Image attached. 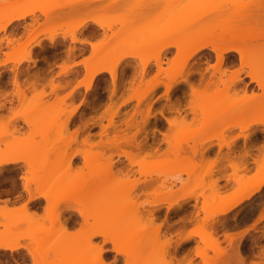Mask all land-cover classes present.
Returning a JSON list of instances; mask_svg holds the SVG:
<instances>
[{
  "label": "rangeland",
  "instance_id": "1",
  "mask_svg": "<svg viewBox=\"0 0 264 264\" xmlns=\"http://www.w3.org/2000/svg\"><path fill=\"white\" fill-rule=\"evenodd\" d=\"M68 1L69 0H0V26L10 14L15 12L22 13L25 11L31 12L33 10L38 21V25L34 26L32 30L29 27L30 24H32V17L27 16L21 20L19 24L14 26V30H12L13 33L0 37V54L3 55L2 60H0V66L3 65L1 62L6 58L9 59V57L10 60L6 61L4 65L9 64L16 70L22 63L26 62L27 64H31L30 61L22 60L18 62V58H13L19 53V50L23 46L27 48L31 46L29 48H31L32 58L36 53L37 48L43 51L49 46V49L53 50L52 52L54 53L55 51L65 48V45H56L53 47L50 44H44L43 40L49 41L47 37H50L51 35H54V40H56L57 38L62 37V34H66L67 37H65V39L71 41L68 37L71 33H74L78 38L79 32L83 29H74L76 24H78L83 18H86V24L88 22L93 23L95 20H104L102 23L106 25L111 24L110 21L113 23L111 24V28H109L110 30H103L93 23L101 30V41L105 39V37L109 39L112 34L116 33L115 37L109 39V42L106 43L107 45H105L104 48L102 47L103 50L107 52L109 51L107 54L108 56L103 59L104 65L112 64L122 52H129L132 56L139 52H142V54L137 57H126L132 59V61L124 62L123 59L115 64L116 66L114 69L117 75V79L115 78L117 80L116 82H120L119 84L117 83L118 86L120 84L123 86L121 85L122 87L120 86L117 88L118 91L113 95L112 100L110 99V96H112L110 94L112 90L111 79H109L110 77L108 74H101L94 78L88 90H85L83 85H77L78 82H76L72 88L67 90L68 92H65L66 90H62L61 88L56 90L55 95L58 97L71 94L64 102L54 99L55 96L53 92H51L52 88L49 86L48 81L46 82L47 84L44 82L41 85H34L25 82L20 86L17 82L16 84L13 83L12 96L15 98L16 103L14 106L12 103L10 104L13 108L11 114L3 121L0 120V158L7 159L9 156L10 158H12V156H17L26 159V161H18L23 162L26 167L20 178L22 188L27 194L28 199L29 196L36 195L38 198L44 200L45 205L41 215L37 213L40 204H34L31 206L27 205L25 209H23L21 205L11 209L5 208L0 211V241L13 237L15 242L26 245L30 250H34L33 252L35 253L36 259L34 260L28 251L26 255L23 253H13V255L2 254L0 255V264H28V258L31 259L32 264H94V257L97 256L99 248L103 250L102 257L107 264H203L201 258L195 256L194 250L196 248H205V245L200 239L202 237L204 240L206 237L205 235H202L201 237L195 235L190 236L188 241L185 242L186 244H183V247L185 248L191 247L189 252L181 258L178 257L179 253L177 252L175 255L176 258L173 259L170 257V260L168 254L163 252L164 250L162 249L165 241V238L163 237L164 230L161 228V231H158L155 223L147 222L145 209L159 208V216L157 220H155L156 223H160L164 218H167L166 220L170 223V217H180L185 214L182 221L188 222V225L183 230L182 236L197 232L194 221H200L203 217V214L200 211V203H202V199L199 196L200 194L206 195L207 197L215 195V191H217L221 196H229L227 199L220 201L223 205L225 203L227 204V202H231L232 199L234 200L236 194H239L244 190H249L253 186L257 174L249 177L244 173H235L237 177L234 181L237 185V189L231 195L222 194L218 190L216 180L213 178V167L210 163H197L193 159V156L199 151V148L204 145L206 140L203 137H197V140L194 139V141H187V139L191 137L189 136L190 134H178L177 132L188 126L183 122L184 125L180 123V120L182 121V119L177 114L170 115L169 118L166 119L167 130L162 135L160 144L152 143L155 140L154 137L156 134L153 130L154 134L149 135L148 133V138L146 137L148 144L151 147L147 146L146 149L144 146L142 149L141 136L144 133L143 131L158 128L156 115L158 112H164L165 106L171 105L170 100L174 93L189 90L188 87L180 85L183 78H185V75H187L185 74V71L187 73L190 70L194 71L196 69L203 74L204 78L201 76L200 78L198 74H192V76H190V80L192 79L194 84L197 82L199 83V80L200 84L212 81V84L214 82L217 86V91H215V88L213 87V89L209 87L206 88V90L203 88L204 85H201L198 88V92H196L199 93L200 98H204L201 102H197V100L195 101V95L197 94L192 93L191 90L189 91V97L186 99L187 102L185 105L189 107L193 113L200 112L201 126H199V128H202L203 122L207 123L210 121L209 123L212 127L216 125L217 122L213 115L215 113L211 114L213 118L210 117L213 120L206 119V114L211 110L228 109L230 111L226 114H230L235 112L236 107L243 105L241 99L229 97V91L238 89L235 84L232 86L229 83V80H235L237 78L235 77V71L241 69V73H238L236 76L247 73L251 74L250 77L253 80L260 79L261 81H264V24L260 23L258 27L256 26L246 29V32L249 33L247 39L252 38L247 42V45L261 47L257 50V54L256 52L253 53L254 55L250 54L251 56L253 55V57L249 56L247 61L249 62L247 63L248 65L245 63L243 66L240 65L239 56L237 54H234L233 52L224 54L223 57L226 59L228 67L226 69L225 66H223V69L225 70V73H222L223 75L212 70L211 66L215 64L216 56L210 51L209 52L215 56L214 62L212 56L208 54L202 55L199 52L197 54L199 55V58L190 64L191 58L188 61V65H186L187 67L185 66L181 71H179V66L177 64L179 58L176 60L173 59L175 54L169 59L166 55H161V67L163 70H166L164 74H159L157 77L154 76L156 73V67H150L151 64L154 63V60H151L148 63L146 74L144 75L141 74V64L143 59L156 53L158 47L164 42H171V40H173L172 38L174 37H169L165 40L162 39L165 36H169L174 29V26L178 24L177 18L181 15L178 14L179 12L181 13V10H179L181 7L183 8L182 12L186 9L188 10L189 15L185 14L186 17L189 16V18H186L187 21L192 22V20L194 21L198 16L206 14L203 15L201 19L205 17L203 20L207 21L211 18L210 22L212 23L213 19L215 24L217 22L216 20H220L224 14L242 15L254 11L256 8V2L248 3L250 0H243L245 3H241L243 1L240 2L239 0H193L196 2H194L195 5H192L193 7L191 9V6L187 8L186 4L192 0H168L169 3L167 4H164L166 3L164 0H113L114 3L112 5H110L109 0H89L87 4L91 5V7H97L98 9L103 8L93 11L92 13H89L87 9L85 10L86 12H83L82 14H75L71 21H58L56 24L46 23V18L42 12H52L53 9H57V5L58 7L62 4L64 6ZM129 4L133 6V9L135 8V11L132 10V8H130L131 10L128 8ZM172 6H177V8L175 7L177 11L163 14L165 9ZM174 12H176V14ZM130 14H151V18L148 19V27H135L130 22L129 24H126L128 19L126 18V20L124 18L127 16L129 17ZM208 16L209 18H207ZM209 24L210 23L206 24V26ZM214 24L210 25L211 28L208 30L215 29L216 34H219L221 31L219 37L220 39L224 38L226 36L224 28H214ZM73 25L75 27H73ZM235 25L242 26L243 21H240ZM85 26L83 28H85ZM212 26L214 27L212 28ZM198 27V30L201 29V32H205L207 28H209L202 26ZM198 27H195L194 25L190 29L195 30ZM190 29H188L187 33L191 31ZM32 33H37L38 36L35 40H32L29 43L28 40ZM218 38L215 42H218ZM8 39L11 42L13 41V43L7 44ZM35 41L39 42L40 45L37 46L33 44ZM3 46L6 47V50L4 51ZM230 46H235V43H231ZM68 48L74 49L72 46H69ZM207 50L208 49H205V51ZM110 51L112 52L110 53ZM44 54L48 56L51 54V51ZM236 57L238 58L236 59ZM230 69L231 72H229ZM122 72L123 74L121 75ZM232 72L234 76L232 75ZM50 75L51 72L46 73L45 77ZM60 75H62V73L59 72L57 78H55V80L54 78H51L49 82L52 81V84L61 87V82L56 81ZM75 75L80 76L82 75V72L77 71ZM233 77H235V79ZM84 78L85 67L83 68V75L79 79V82L83 81ZM119 78H121V81L124 84ZM218 79H221L225 83L228 81V83H226V91H223L226 87L223 85V82H220ZM158 81L165 83L171 81V83L174 84V87L176 86L168 92L167 99L164 86L159 85L154 90H149V87L153 86V84ZM174 81L178 82V84L175 85ZM46 88H49V93L46 91ZM257 89L261 94L263 93L261 88L258 87ZM82 91L83 94L78 104L75 94L76 92ZM106 92L108 94L107 104L100 107L99 114L94 120L91 116L94 114L96 115V113H92L90 108L95 102L102 103L105 101L106 99L103 96ZM131 95H145L146 98L140 103H137L136 100H131L122 104L123 99ZM87 102H89V104ZM235 102L236 104L234 105L233 103ZM146 104H149L150 111L155 114V117L148 120L147 126L145 127L146 130H143L145 128L142 125V116ZM75 106H77L76 109H74ZM244 106H246L247 109H254L255 107H264V103L262 104L260 101H255L254 103H246ZM108 107L111 108L112 112L113 110H117L118 112V115L113 119V125H108L106 119L108 113L106 114L105 110H107ZM71 111L74 112V117L69 122L68 127H66L63 121ZM123 112L125 113L122 114ZM80 116L83 117L81 118ZM100 116L104 117L101 123L99 122ZM130 118L131 121L129 123L126 122L130 120ZM174 120L177 121L176 124L168 123V121L172 122ZM12 122H22L26 124L28 131L24 132L18 127H14L13 130L9 131L7 130V126L3 125ZM90 123H97L100 126L99 134L97 136L92 135L93 130L88 129ZM122 124H124L125 127H122ZM102 126H105V128H103L104 130H101ZM159 128L162 131V126ZM150 136L152 139L149 138ZM113 137L118 142L117 148H112V146H110V143L113 142ZM166 138H168L169 143H167ZM84 139H87L93 145H97H85L83 144ZM107 141H109L108 143L110 145H107ZM129 142L139 143L140 148L130 146ZM163 144L166 146L165 150H162ZM9 146L22 147L23 150L17 155V152L19 151H9ZM122 151L133 154L138 164L130 166L127 157L121 153ZM83 152H88L87 157L90 163L88 166H86L82 157ZM144 152L150 154L145 156ZM94 153H100L102 157L101 155H97L96 158V154ZM69 160L71 164L70 168L68 166ZM111 160L113 163V172L115 170H120L121 174H126H124V176L120 174V176L119 172L117 173L118 178L124 182L121 187L120 195L116 198L117 200L119 199V204H122V208L127 207V202L130 198L129 185L132 180H136V189L134 190V193L137 194L136 203L143 202L145 199L148 201L160 200V202L151 206L147 204L140 206L137 205L133 211H122L123 213L118 211L116 213H111V216L104 218L103 215L106 213V209H109V204L110 206H115V208L118 207V205L116 207V204L114 205L112 201H110L112 204L109 202V200L112 199L109 196V199L106 200L107 202L104 201L108 185H111L114 183L113 181L117 180H112L109 176L103 175L96 178L90 185L84 187L83 178L84 173L86 174L87 179L93 177L94 173L103 168V166H105L104 164H107L108 161ZM125 177L128 178V181H126L127 178ZM152 190L155 192L154 195L145 196V192L148 193ZM188 191L194 192L192 197L186 199L183 198L182 195ZM42 195H47L51 199L50 200L46 197L50 202H48L47 199L40 197ZM54 200L58 201L55 202ZM258 200L259 199H256L246 206L244 209L245 212H248ZM184 202L185 206L179 212L173 213V209H170V211L166 210V206L168 205H174L175 203L182 204ZM217 202L218 200H214V203ZM111 209L114 208L111 207ZM6 210H12L10 215L11 221L7 216L3 217ZM77 210L85 212L86 216L81 217ZM30 213H34L36 217H27ZM261 214L264 215V211ZM251 217L253 218V216ZM229 219V217L220 215L218 220H222L224 223ZM259 221L257 220L253 222L252 225V228L256 231L260 230L259 226L261 224L258 223ZM63 224L66 226V229L69 230V233L62 237L64 239L63 244L59 247L53 246L52 244L54 241L58 239L56 233ZM242 225L243 224H239L238 226L240 227ZM104 226H110L109 234L118 235L115 237V244L117 245L116 248L118 249V252L113 250L114 245L110 242L103 243L102 237L94 236L89 241H85L86 237L92 232L98 231ZM221 226L222 225L219 227ZM236 227L233 228L234 231L239 228ZM228 233V236L231 235L232 237L231 242L227 239V242L222 243L217 235L220 247L228 254L236 251V247L239 249L241 242L248 241L247 244L252 245V237H257L258 235L254 234L247 238L238 239L233 234L232 230H229ZM262 235H264V232ZM258 239L256 241L257 243ZM177 240L178 238L172 234L171 243L175 244ZM37 241H42L41 247H37ZM238 243L240 244L239 246H237ZM179 249L180 248H178V251ZM204 251L210 257L215 256V252L211 251L210 248L205 249ZM262 257H264V255ZM185 260L188 262H185ZM169 261H171V263ZM262 262H264V258L261 259V263ZM238 263L233 261L231 264ZM242 264H244V260Z\"/></svg>",
  "mask_w": 264,
  "mask_h": 264
},
{
  "label": "bare ground",
  "instance_id": "2",
  "mask_svg": "<svg viewBox=\"0 0 264 264\" xmlns=\"http://www.w3.org/2000/svg\"><path fill=\"white\" fill-rule=\"evenodd\" d=\"M88 1L89 0H71V1L69 0L67 3H65L64 6H63V4L61 6H59V7L57 5V9H53L52 12L44 11L42 13H43V15L46 18L45 19L46 23H51V24L55 23L56 24L58 21H60V22H62L64 20H70L71 21V19L74 18L75 14H82L83 12H86L85 10H87V9H88L87 11L89 13H92L93 11H97V10H100V9L103 8L102 7V8H99L98 9L97 7H91V5H88L87 4ZM109 1H110V5H112L114 3L113 0H109ZM165 1H166V3H164V4L169 3L168 0H164V2ZM177 1H181V0H177ZM192 1H190L189 3L186 4L187 5L186 6L187 8H189L191 6V9H192V7H193L192 5H195L194 2H196V1H193V2ZM239 1L241 2L243 0H239ZM251 2H256V8L254 9V11L249 12L248 14H242V15H237V14L236 15L235 14H232V15H230V14H224L221 17L220 20H216L217 22L215 24H214L215 21H213V19H212V23L210 22L211 21V18L209 20L206 19L207 21H204L203 20L205 17H203L201 19V17L203 15H206V14H203L202 16H198L194 21L192 20V22L187 21L186 18L187 17L189 18V16L186 17L185 14H188L189 15L188 10L186 9L185 10L186 12L184 11L185 12L184 13V12H182L183 11L182 10L183 8L181 7V9H179V10H181V13L180 12L178 13V14H181V15H179V17L178 16H175V17H178L177 18L178 19V21H177L178 24L176 23L177 25L174 26V29L172 30V32H171V34L169 36H165L162 39V40H165L166 38H169V37L172 38V37H174V38H172L173 40H171V42H164L161 46L158 47V50L156 51V53H154L153 55H150V56L146 57L145 59H143V62L141 64V74L142 75L146 74V69L148 67L147 65H148V63L151 60H154V65L156 67V73L154 74V76L157 77L159 74H162V73L164 74L166 69L163 70V68L161 67L162 60L160 58H161L162 52H165L170 47H174L176 49L175 57L173 59L176 60V59L179 58L178 59L179 61L177 63L178 66H179V71H181L183 68H185L186 65H188V61L191 58H193L195 55H197L199 52H201L202 50H205V49H209L210 52H212V53L215 54V56H216V62H215L214 65L211 66V68H212V70L214 72H218L220 74L225 73V70L223 69V66L226 64V59L223 57L224 54H228V53H232V52L234 54H237L239 56L240 65H242V66L245 65V63L246 64L249 63L247 61L249 59L248 57L251 56L250 54H253L255 52L257 54V50H259L261 47L260 46H254V45L253 46H251V45L248 46L247 45L248 44L247 42L249 40H251L252 38L251 39H247V35L249 33L246 32V29L247 28H253V27H256V26L258 27V25L260 23L261 24H264L263 23L264 22V0H250V1H248V3H251ZM241 3H245V2L243 1ZM108 6H106V7H108ZM129 6H128L129 9L132 8V10L135 11V8L133 9V6H131V4H129ZM175 7L177 8V6H172V7H169L167 9H165L163 11V14H167L168 12H171V11L172 12L173 11H177L175 9ZM132 13H134V12H132ZM174 13L176 14V12H174ZM85 14H87V13H85ZM183 14H184L185 17L183 16ZM150 15L149 14H130L129 17L127 16L124 19H126V18L128 19V22L126 24H129V22H130L135 27H139V28L140 27L141 28L144 27V28H146L149 25L148 19L151 18ZM27 16H31L32 17V19H31L32 20V24H30L29 27L33 30L34 26L38 25V21H37V18L35 16L33 10L31 12L30 11H25V12H22V13L15 12V13L10 14V16L0 26V30L1 31H5L13 22L19 21V20H23ZM207 18H209V16ZM173 19H175V18H173ZM173 19H171V20H173ZM85 21H86V18H83L82 20H80V22L78 24H76V27L73 25V27H75L74 30H80L81 28L83 29V27L86 24ZM103 21L104 20H95V21H93V23H95L96 25H98V27H100L103 30L104 29L110 30L109 28H111V24H113V23L110 21L111 24L106 25V24H103L102 23ZM113 21H115V20H113ZM240 21H243V25L242 26L235 25L236 23H238ZM170 22H172V21H170ZM207 22L210 23L208 26H206V24H208ZM201 23H203V24H201ZM213 24L215 25V27L212 26V28L213 27L214 28L221 27L220 29L224 28V30L226 31L225 32L226 33V36L224 38L220 39V37H219L221 35L220 34L221 31H220V33H219L220 35H219V34H216L215 33L216 32L215 29L208 30V29L211 28L210 25H213ZM194 25H195V27L202 26V27H205V28L206 27H209V28H207L208 31L206 30L205 32H201L200 31L201 29L198 30L199 27L196 28L195 30H193V29L191 30L190 28L193 27ZM188 29H190L191 31L187 33ZM34 34L32 33L30 35L29 38L31 40L30 39L28 40L29 43L32 40H35L37 38V36H38L37 33L35 35ZM115 35H116V33L115 34H112L109 39H112L113 37H115ZM61 36H62L63 39L65 37H67L66 34H62ZM68 37L71 39L72 42L79 41V39L75 36L74 33L69 34ZM47 38L49 39V41H50V43H51V45L53 47L57 45L55 43V40H54V35H51L50 37H47ZM217 38H218V42H215V40H217ZM253 38H257V37H253ZM109 39H107L105 37V39L102 40L103 42L100 40L101 42L99 41V43L90 44V46H91L90 56L87 57V58H85L81 62L84 65V67H85V78H84L83 81H80V82L78 81V84L77 85H83L84 88H85V90H88L90 88L91 83H92V81H93L94 78H96L97 76H99L101 74H108L109 77H110L109 79H111L112 90H111V93L110 94L112 96H110L111 97L110 99L112 100L113 95H115L116 91H118L117 88H119L122 85V84H120L118 86V84L120 82L119 83L116 82L117 81L116 80L117 79L116 78L117 75H116L115 69H114L115 66H116L115 64H117L118 62L122 61L126 57H130L132 55L129 52H122L114 60V62L112 64H106V65H104L103 64V59H104V57L106 58V56H108L107 54L109 53V51L107 52V51L103 50L102 47L104 48V46L107 45L106 43L109 42ZM83 42H84V40H83ZM11 43H13V41L11 42L8 39L7 40V44H11ZM231 43H235V46H230ZM33 44H35L37 46L40 45L39 42H36V41ZM29 47H31V46H29ZM29 47L28 48L27 47H24V46L21 47V49L19 50V53L17 55H15L13 58H15V57L18 58V62L19 61H22V60H27V61H31L32 63H35L34 59H32V57H31V48H29ZM75 52L76 51L73 48L66 49V52H65L66 53L65 55H67L66 58L67 59H70V58L75 57L76 56L75 55ZM111 52L112 51H110V53ZM141 54H142V52H139V53L133 55L132 57H137V56H140ZM253 55L251 57H253ZM56 57H58V56H55V58ZM9 60H10V57H9V59L6 58L5 60H3V64L6 61H9ZM63 63H65V62H63ZM63 63H62V66L60 67L61 68V70H60L61 73H63V74H74V71L71 69V67H72L73 64L71 66H69V65L66 66ZM76 64H78V63L75 62L74 65H76ZM225 67H228V66L225 65ZM134 69H135V67H134ZM195 70L194 71L190 70L187 73L185 71V74H187V75H185V78H183L182 85L183 86H189V87H191L190 90L192 91V93L197 94V95H195V98H196L195 101L197 100V102H201V101L204 100V98H200L199 93H196V92H198V88L201 85H204V87H203L204 89L209 88V87L210 88L213 87V88H215L214 90L217 91L216 90L217 89V86L214 84V82L212 84V81L211 82L208 81L207 83L205 82L204 84H202V83L200 84V80H199V83L197 82V83L194 84L192 82V79L190 80V76L192 74H198L199 77L201 76V77L204 78L203 74L199 70L198 71L197 70L195 71ZM240 71H241V69L240 70H236L235 71L236 75L238 73L240 74L241 73ZM122 74H123V72L121 73V75ZM232 75L234 76L233 72H232ZM236 75H235V77H239V76H236ZM247 75H249V77H250L251 74H247ZM235 77H233V78L235 79ZM119 79L121 81V78H119ZM236 79L238 81V78H236ZM236 79L235 80H232V81L229 80V83L233 86L236 83ZM218 80H220V82L222 81L221 79H218ZM251 80H253V79L251 78ZM254 81L256 82L257 86L263 90L262 91L263 93L261 95H259V100H263V98H264V81H261L260 79L259 80H257V79L255 80L254 79ZM174 82H175V85L178 84V82H176V81H174ZM13 83L16 84L15 81ZM226 83H228V81ZM226 83L223 82V85L226 87L225 90L223 89V91H226V89H227ZM48 84L52 88L51 89L52 90L51 92H53V94L55 96L54 97L55 100L57 99L59 101L64 102L65 99L66 98H69V96L71 95V94H66L65 96L58 97L57 95H55V91L58 90V89H60L61 87H59L58 85L52 84V81L51 82H48ZM159 85L164 86L165 92H166L165 93L166 94V99L168 98V96H167L168 92L171 91L173 88L176 87V86L174 87V84H172L171 81L170 82H166V83L165 82L158 81L155 84H153V86H150L149 87V90L150 91L151 90H154ZM252 94L253 93H251V95L249 97L250 99L248 98L249 100L252 99L251 96H253V98H257V97H255L256 95L254 96ZM145 98H146L145 95H139V96L138 95H134V96L131 95V96L123 99L122 104L123 103H126V102H129L131 100H133V101L136 100L137 103H140ZM246 99H247V97H246ZM87 103L89 104V102H87ZM233 104L235 105L236 102L233 103ZM76 108H77V106L74 107V109H76ZM259 109H261V110L264 111V107L263 106L259 107ZM250 110H252V111L254 110L255 111V109H253V108L252 109L250 108ZM110 111H111V108L110 107H108L107 110H105V113L106 114L108 113L106 119L108 121V125H113L112 124L113 119H114V117L116 115H118V112H117V110L116 111L113 110V112L112 111L110 112ZM229 111L230 110H228V109H213V110H211L210 112H208L206 114V119L213 120V119H211V118H213V116H211L212 113L226 114V113H229ZM137 112H135V113H137ZM138 113H140V112H138ZM73 117H74V112L73 111H71L65 117L63 123L65 124L66 127H68L69 122L72 120ZM153 117H155V114L154 113H151L149 104H146L145 111H144L143 116H142V118H143L142 119V125H143L144 128L147 126L148 120L150 118H153ZM103 118H104L103 116H100L99 117V120H100L99 122L100 123H101V121H102ZM84 119L86 120L85 117H84ZM87 120H88V118H87ZM24 121L27 122L26 120H24ZM130 121H131V118H130V120H128L126 122L129 123ZM215 121H217V120H215ZM209 122H207V123L203 122L202 128H199V127H194V128L185 127L183 130H181V131H179L177 133L178 134H180V133H182V134H190L189 136H191L190 137L191 139L188 138L187 141L188 140H193L194 141V139H196L197 137H200L199 135L202 134V137H203L204 134L210 132V129H211L212 126H210V123ZM253 122L254 123H258V124L259 123L264 124V118L258 119V120L255 119ZM168 123L169 124H176L177 121L176 120H174L172 122L171 121H168ZM180 123L183 124L181 120H180ZM215 127H217V126L214 125V127H212V128H215ZM103 128H105V126H102L101 127V130ZM143 130H146V128L143 129ZM148 131H143L145 133V134L143 133L144 134L143 135L144 138L148 136V133H149V135H153L155 133V132L153 133V130H148ZM137 132H139V131H137ZM149 138H151V136ZM112 140H113V142L110 143L111 145L108 143L111 140L107 141L108 144L107 143L106 144L112 146V148L113 147L114 148H117L118 147L117 140L114 137H113ZM202 140H203V138H202ZM166 141H167V143H169L168 142L169 141L168 138H166ZM144 142H145V139H144L143 143ZM132 143H134V144H132ZM83 144L90 145V146L93 145L87 139H84L83 140ZM129 144H130V146H132L134 148L140 146L139 143H136V142H129ZM198 144H199V142H198ZM96 145L97 144H94L93 146H96ZM100 145H102V144H100ZM141 145H142V143H141ZM145 145H142L141 148L143 149V147ZM146 146L149 147L150 145L147 144ZM194 146H195V144H194ZM8 148H10V149H8ZM8 148H6V149H8L9 151H11V150H13V151L14 150L19 151V152H17L18 153L17 155H19V153H21V151L23 150L22 147H14V146L12 147V146H9ZM260 148L262 149V151L260 150L259 152H261V155L264 156V152H263V150H264L263 148L264 147L261 146ZM87 153L88 152H83L82 153V157H83V159L85 161L86 166H88V164L90 165L89 160H88V157H87L88 156ZM96 153H98V152H96ZM96 153H94V154H96ZM121 153L124 156L127 157L130 166H133V165H137L138 164V162L136 161L135 157L130 152L122 151ZM144 154H145V156H148L150 153L144 152ZM97 155H101V154L100 153L99 154H96V158H97ZM261 155H259L257 158H259ZM263 156H261V157H263ZM89 157H90V155H89ZM101 157H102V155H101ZM261 159H259V160H257V161L254 162L255 165L257 164L256 166L258 168L256 169L257 170V173H256L257 174L256 175L257 177H255V182H254L253 186L249 190H244L243 192H241L239 194H236L234 196L235 198L233 197L234 200L232 199L231 202H227V204L225 203L224 205L221 204L220 201L227 199L229 196H221L217 191H215V193H216L215 195H211V196H207V197H206V195H203V194H200L199 195L201 197V199H202V201H201L202 203H200L201 204L200 211L202 212L203 217L201 218L200 221L199 220L196 221L195 219H193V220H195L194 222H195V226L197 228V232L189 233L187 235L182 236V232L186 228V226L188 225V222H183L182 221V223H181V221H179L180 223L177 224V223H172V222L169 221L170 223H168V221L166 220L167 218L166 219L164 218L160 223H156L155 220H157V218L159 216V212H158V209L159 208L158 209H153V208L152 209H150V208L149 209H145V211H146L145 213L147 214V218H146L147 219V222H149V223H155L156 224L155 225L156 226V229L158 231H161V228L164 230L163 231V237L165 238V241L163 243L164 245L162 246V249L164 250L163 252H165V253L168 254V258H170V257H172L173 259L176 258L175 255L178 252V248H182L183 247V244L186 241H188V239L190 238V236L195 235V236L201 237L202 235L203 236L205 235L206 237H205L204 240H203L202 237L200 238L201 239V242L205 245V248L204 249L203 248H200V249L199 248H196L194 250L195 251V256L200 257L203 264H231L233 261L236 262V263L239 262L238 264H242L243 260H246L241 255L238 247H236V249H235L236 251H234L231 254H228L227 252H225V250L223 248L220 247V243L218 241L217 235L220 232L219 231L220 230L219 229L220 228L219 226L220 225L223 226V221L222 220L220 221L218 219H219V216L220 215L222 216L227 211H229V210H231V209H233L235 207H238L244 201L251 200L257 192H259L260 190L264 189V160H261ZM260 160L262 161L261 163H259ZM18 161H26V159H23L22 157H17V156L16 157L15 156L14 157L12 156V158H10V156H9L7 159L6 158L5 159L4 158H0V164L1 163L2 164H4V163L5 164H14V163H16ZM70 165L71 164H70V160H69V162H68L69 168H70ZM104 165L105 166H103V168H101L99 171H97V172L95 171L96 173H94L93 177L87 179L86 174L84 173V178H83L84 179V183H83V186L84 187L90 185L96 178H98L100 176H103V175L109 176V178H111L112 180H117V181H113L114 183H112L111 185H108L107 192H106V195H105L106 198H105L104 201H106L110 197L113 200L110 199L109 202L112 201V203H114V205L116 204V207L118 205V207L115 208V206H112V205L110 206V204H109L108 205V208L109 209H106V213L103 215L104 218H107V216L109 217V216L112 215L111 213H116L118 211L119 212H122V211L123 212H125V211L126 212L127 211L128 212L129 211H133V210H135L134 208L137 205L140 206V205L147 204V205L151 206V205H155V204H157V203L160 202V200H158V201H155V200L148 201V200L145 199L143 202L136 203L137 202L136 201L137 194L134 193L135 192L134 190L136 189V180L135 181L132 180L130 182V185H129L130 198H129L128 202H127V207L126 208H122L123 206H122V204H119V199L118 200L116 199V198H118V195H120L121 187L124 184V182L121 181L120 178H118V175H117L118 172H119V175H120L121 174L120 173L121 171L120 170H115L117 172H115V171L113 172L112 171V166H113L112 160L111 161H108V163L107 164H104ZM210 165L212 166L211 163H210ZM210 165H209V167H210ZM210 169H211V167H210ZM124 174H121V175L124 176ZM125 178H127V177H125ZM126 181H128V178L126 179ZM193 193H194L193 191H188V192L184 193L182 195V197L185 198V199L186 198H190V197H192ZM144 194H146L145 196H147V195H154L155 192H154V190H152V191H150L148 193L145 192ZM40 197L45 198V199H47V198L50 199L47 195H42ZM37 198H38V196H36V195L35 196L34 195L29 196V200H35ZM48 199H47V201L50 202L51 199L50 200H48ZM214 200H218V202L217 203H214ZM54 201L56 202L58 200H54ZM262 201H263V199L260 201V203ZM48 204H50V203H48ZM23 205L24 204H22V208L25 209V207L27 206V204H25L24 206ZM184 206H185V202L182 203V204L175 203L174 205H168V206H166V210L167 211H170V209H173V213H175V212H179L180 210H182ZM111 207L114 208V209H111ZM263 208H264V203H263ZM71 210H73V209H71ZM11 213H12V210H6L4 212V215L3 214L2 215H3V217L4 216H7L9 218V220L11 221V219H10ZM78 214L81 217H85L86 216V213L83 212V211H78ZM27 217L34 218V217H36V215L34 213H30L29 215H27ZM182 217H184V216H182ZM263 217H264V215L261 214V216H259V219L258 220H261ZM196 219H197V217H196ZM11 223H14V222H11ZM222 228H224V226ZM109 229H110V226H106V227L104 226L102 229H100L98 231L92 232L88 237H86L85 241H89L94 236H99V237H102L103 238V243H109L110 242L111 244H113L114 245L113 246V250L115 252H118V249L116 248L117 245L115 244V242H116V238L115 237L118 236V235H115V234L111 235V234H109ZM67 233H69V230L66 229V226L63 224L60 227L59 231L56 233V236L58 237V239H56L52 245L59 247L61 244H63L64 239L62 237L64 235H66ZM128 233H131V232H128ZM172 234H174L178 238V240L175 242V244H172L171 243V236H172ZM226 234L225 235L223 234L224 237L227 238L228 241L231 242V240H232L231 235L228 236L229 234L228 235H226ZM166 235L169 236V237H167ZM259 237H261V235ZM257 239H258V237H256V236H253L252 237L251 240H252L253 244L255 243V245H256ZM36 244H37V247H41L42 246V241H37ZM258 244H260V243H258ZM172 247H173V249H172ZM209 248L211 249V251L215 252V256L214 257L208 256L206 254V252L204 251L205 249H209ZM19 249L28 251V253L31 255V257L34 260H36L35 259V253L33 252L34 250H30L26 245H22V244H19V243L15 242V239L13 237L12 238H9L7 240L0 241V250H7V251L13 253V252H15V251H17ZM170 249H171V251H170ZM180 250H183V248L180 249ZM102 253H103V250L101 248H99V251L97 253V256L94 257V262H95L94 264H107L103 260ZM256 259H255V261L252 260V259H250V260H252L253 261V264H254V262L257 261ZM170 260H171V258H170ZM169 262L171 263V261H169ZM185 262H188V261L185 260ZM187 264H190V263H187Z\"/></svg>",
  "mask_w": 264,
  "mask_h": 264
},
{
  "label": "crops",
  "instance_id": "3",
  "mask_svg": "<svg viewBox=\"0 0 264 264\" xmlns=\"http://www.w3.org/2000/svg\"><path fill=\"white\" fill-rule=\"evenodd\" d=\"M79 15V14H77ZM30 17V16H29ZM28 17V18H29ZM21 22H13L5 31H0V37L10 35L13 33L12 30H14V26L16 24H19ZM101 37V30L95 26L93 23L88 22L79 32L77 42H72L69 39H63L62 37H59L55 40V43L57 45H65V48L60 49L59 51H64L62 54L58 55V58H51L49 55H52L54 52L53 50L46 48L45 52L37 48L36 53L34 54L33 58L35 63L27 64L22 63L18 69L12 68L9 64H3L1 62L0 66V120H4L6 117H8L11 114V110L13 109L10 104L12 103L13 106L15 105V98L12 96L13 94V80L17 83H19L20 86H22V83H32V84H38L41 85L44 82H49L51 78H57V74L59 72L61 73V66L62 63L66 66H71V69L74 71V74H63L59 76V78L56 80L58 82H61L60 86L62 90H66L65 92H68L70 88H72L76 82L79 81V79L83 75V64L81 63L82 60L87 58L89 54L91 53V46L90 44H95L100 41ZM84 40V42H83ZM86 41V42H85ZM44 44H50L51 43L47 40H43ZM74 47L75 49V57L67 59L66 49L68 47ZM6 50V47L3 46V51ZM51 51V54L48 56L44 53H47ZM55 51V52H59ZM208 49L207 51L203 50L200 52L202 55H210L213 58V62L215 61V56L212 55ZM166 55L167 58H171L175 54V48L171 47L168 48L165 52H162L161 55ZM201 56V55H200ZM3 55L0 54V60H2ZM197 58H199V55L196 57H193L190 60V64L194 62ZM238 57H236L237 59ZM39 59H42V61L39 62ZM132 61V59L126 58L124 59V62ZM78 63L74 65V63ZM49 65H48V64ZM42 65V69H39L38 67ZM227 66V62L225 64ZM224 65V66H225ZM238 65V62H237ZM154 63L151 64L150 67L154 68ZM227 69V67H225ZM48 70V71H47ZM81 71L82 75L76 76V72ZM50 76L45 77L46 73H50ZM231 72V69L229 70ZM38 73V74H37ZM40 74V75H39ZM43 74V75H42ZM43 76V77H42ZM192 76V75H191ZM238 78V77H237ZM47 84V83H46ZM182 85V82L180 84ZM235 86L238 89L229 91L228 94L231 98H237L241 99L243 101V105H240L235 108V112L230 114H220L215 113L214 119L217 120L215 128H212L210 132L203 135V138H205L206 142L204 145L199 148V151L193 156V159L197 163H211L212 164V173L213 178L216 180L218 190L225 195H231L234 193V191L237 189V185L235 183L236 174L244 173L249 177H252L256 175L257 173V164L255 165L254 162L261 159L264 160V156L261 155L260 148L261 146L264 147V124L262 123H254L253 121L255 119H262L264 118V111L259 109L258 107H255V111L247 109L246 106H244L246 103H254L255 101H260L262 104L264 103L263 100H259V95L261 94L258 91L257 84L254 80H251V78L247 74H241L239 76L238 81L236 80ZM189 90L187 91V95L184 98L183 105L179 106L178 109L172 107L171 100L173 96H175L178 93H174L169 106L164 107V112H158L156 115L157 124L159 126H162V131L160 130L161 134L159 135V144L162 140V135L167 130V123L166 119L169 118L170 115L177 114L181 117L182 122L186 124L188 127H199L201 126V118H200V112L193 113L189 107H187L186 99L189 97ZM49 88H46V91L49 93ZM183 92V91H181ZM251 93L252 95H256L253 98L252 101L249 100ZM83 94L82 92H76L75 98L77 100V103L79 104L81 100V96ZM258 95V96H257ZM247 97V99H246ZM249 98V99H248ZM213 99V98H212ZM251 101V102H250ZM263 112V113H262ZM7 126V130H13L14 127L20 128V130L27 132L28 127L26 124L22 122L17 123H7L3 124ZM73 126V125H72ZM182 127V126H181ZM214 127V126H213ZM1 129V128H0ZM202 137V134L199 135ZM207 136V137H206ZM227 144V145H226ZM166 146L163 144L162 150H165ZM260 148V149H259ZM264 149V148H263ZM264 152V150H263ZM260 153V154H259ZM263 154V153H262ZM259 155L263 157L257 158ZM257 158V159H256ZM260 160L259 163L262 161ZM253 162V163H252ZM25 164L23 162H16L14 164H0V211L5 208H14L19 207L22 204H27L28 206L34 205V204H40V208L38 210V214L41 215L43 207L45 205V202L41 198H37L35 200H29L27 197V194L24 192L22 188V182L20 180L21 174L25 170ZM236 173V174H235ZM264 189L257 192L254 197L249 201H244L241 205L238 207H235L229 211H227L224 215L225 217H229V220H226L225 223H223V234L228 235L229 230H232L233 234L239 239V238H247L251 235L258 234L257 237L261 235L259 240L264 236L262 233L264 232V217L259 221V216H261L260 213L264 211L263 203H264ZM259 199L258 202L254 204L252 208L248 212H245V207L248 206L252 201ZM263 199V201L260 203V201ZM253 216V218L251 217ZM259 221L261 225L259 226L260 230H254L252 228L253 222ZM232 226H228V225ZM239 224H243L242 226H238ZM223 226H221L219 229H221ZM239 228H237V227ZM234 227L237 229L234 231ZM220 233V232H219ZM231 234V233H230ZM223 235V242H227V238H225ZM221 241V240H220ZM248 241L241 242V244L248 245V248L251 246V244H247ZM251 243V242H250ZM237 245V244H236ZM240 244L238 243L237 246ZM13 253H23L24 255L27 254L26 250L19 249ZM12 252H9L7 250H0V255L2 254H12ZM264 257L261 256L259 258V264L261 263V259ZM28 264H32L31 259L28 258ZM253 264L252 260H244V264ZM255 264V263H254Z\"/></svg>",
  "mask_w": 264,
  "mask_h": 264
},
{
  "label": "flooded vegetation",
  "instance_id": "4",
  "mask_svg": "<svg viewBox=\"0 0 264 264\" xmlns=\"http://www.w3.org/2000/svg\"><path fill=\"white\" fill-rule=\"evenodd\" d=\"M43 52H45V51H43ZM63 52L64 51L55 52V53H53L52 55H49V56L51 58L52 57L55 58V56H58V55L62 54ZM56 58H58V57H56ZM40 61H42V59H39V62ZM38 68L42 69V65L39 66ZM186 95H187V91H183V92H180L179 94H176L175 96H173V98L171 100L172 107L178 109L179 106L183 105V101H184V98H185ZM103 97L106 99L105 101H103L102 103L95 102L94 105L92 106L93 108L92 107L90 108L92 113H96V115L94 114V115L91 116V118H93L94 120L97 118V116L99 114L100 107L101 106H105L107 104V98H108L107 92H106V94L104 93ZM124 113L125 112H123L122 114H124ZM123 125L124 124H122V127H125V125L124 126ZM157 127L159 128L160 126L157 124ZM158 128L152 129L156 133L155 137H154L155 140H154V142H152L154 144H158L159 140H160L159 135L161 134V132H160V128L159 129ZM88 129L93 130L92 135L97 136L99 134L100 126L97 123H90ZM143 135L144 134H142V136H141V143H142V145H145V144L147 145L148 144V140H146V137L144 138ZM144 139H145V142L143 143ZM146 145H145V147L147 148ZM182 216L185 217V215H182ZM182 216H180V217L179 216L170 217L171 222L172 223H177V224L180 223L179 221H182L181 219L184 218ZM228 226H232V225L230 224ZM219 231H220V233L218 234V238H220L221 242H223V238H222L223 237V228H221ZM258 243H260V244H258ZM258 243H256V245L252 244L249 248H248V245H246V244H241L239 246L241 255L244 257V259H246L247 261H249L250 259L255 261V259L257 258L256 259L257 261L254 262V263L255 264H259V261H258L259 258H261V256L264 255V251H263V249H264V236L260 239V241ZM182 248H183V250H180ZM182 248H180L179 249L180 251H178V253H179L178 257L179 258L183 257L191 249V247H188V248L182 247Z\"/></svg>",
  "mask_w": 264,
  "mask_h": 264
}]
</instances>
